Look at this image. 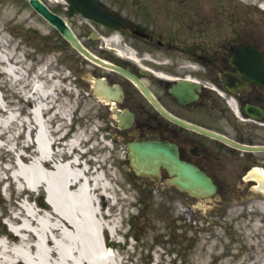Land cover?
Returning a JSON list of instances; mask_svg holds the SVG:
<instances>
[{
    "label": "flooded vegetation",
    "instance_id": "af4514ba",
    "mask_svg": "<svg viewBox=\"0 0 264 264\" xmlns=\"http://www.w3.org/2000/svg\"><path fill=\"white\" fill-rule=\"evenodd\" d=\"M103 8L124 24H90L98 33H117L138 58L115 59L98 48L96 34L77 32L83 45L121 68L96 64L92 73L91 87L102 93L113 138L124 148L142 139L173 144L215 191L196 196L170 188L185 196L186 207L214 210L207 217L220 219L212 226L227 238V258L264 264V26L192 42L186 30L164 33L159 21L134 22ZM61 11L70 20L79 16L69 4ZM165 177L174 174L160 168Z\"/></svg>",
    "mask_w": 264,
    "mask_h": 264
},
{
    "label": "rangeland",
    "instance_id": "374dc122",
    "mask_svg": "<svg viewBox=\"0 0 264 264\" xmlns=\"http://www.w3.org/2000/svg\"><path fill=\"white\" fill-rule=\"evenodd\" d=\"M44 1L52 7L55 0ZM103 1L110 5L120 3L125 9L129 8L128 4H122L127 3V0ZM162 1L164 11L158 3H155L158 7L155 5L146 7L154 14L160 13L155 18L157 20L159 18L166 25L162 28L169 29V32H175L173 27L179 26L178 23L188 26L186 31L191 32L192 42L214 38L208 37L196 28L199 23L198 17L202 24H208L210 27L217 24L218 27L226 28L222 31L223 34L230 31L227 29L229 27L264 24V13L255 9L240 12L235 0H225V11L221 12V15L218 13L219 9L213 10L211 6L209 11L204 10L203 4L208 0H200L202 4L198 0ZM189 6L193 8L191 13ZM184 18H188L189 22H185ZM1 52L4 53V64L0 63V66H5L11 71V74H6V71L0 69V91L3 92L8 107L15 112L19 111L23 103L27 102L22 92H30L31 82L34 80L40 90L48 89L52 92V103L55 105L50 109L60 106L66 115L63 118L55 117L54 124L61 123V130H68L67 137H77L76 139L80 141L78 146L86 150L82 152L84 154L82 158L94 164L90 165V169L100 170L104 166L107 176L114 177V173L119 175L123 183V193L127 197V207L122 221L127 232L117 234L120 238H125L126 242L123 246L117 245L116 251L123 257L125 263L239 264L226 258L227 238L222 236V231L216 226L210 225L220 221L219 218L211 220L213 222L207 227L205 220L208 219L203 220L201 215L196 217L198 212H204L203 209L190 213L181 210L184 209L183 204L177 205L176 196L167 185L161 183L155 185L151 181L141 182L129 168L128 161L123 163V151L109 140L108 135L101 130L102 120L96 118L105 111V108L100 107L98 99L85 94L84 88L81 87L86 81L79 76L89 72L92 67L82 63L84 67L79 71L65 49L59 46L58 36L53 27L48 25L42 16L37 15L25 0H0V54ZM66 64L74 65L76 71L70 72V67ZM12 67L17 68L19 72L13 73ZM3 134L0 137L2 142L8 137L5 132ZM67 137H59L58 141L67 140ZM3 145L0 148V169H3L5 160L12 163L15 157L7 145ZM18 145L14 142V147L17 148ZM29 149H32V146L26 148ZM78 152L81 153L79 150ZM61 158H66V154ZM113 179L116 182L115 177ZM115 185L118 186V182ZM36 192L28 188L17 190L11 184L4 195L0 188V236L8 235L9 239L13 238L10 236L4 216L10 217L8 210H17L21 199L26 198L25 202L28 201L30 206L37 208L40 206L36 201ZM179 213L184 214L182 220L177 218Z\"/></svg>",
    "mask_w": 264,
    "mask_h": 264
},
{
    "label": "bare ground",
    "instance_id": "6f19581e",
    "mask_svg": "<svg viewBox=\"0 0 264 264\" xmlns=\"http://www.w3.org/2000/svg\"><path fill=\"white\" fill-rule=\"evenodd\" d=\"M235 1L240 12L255 9L264 13V0ZM225 5V0H208L203 8L206 12L211 7L219 9L221 15ZM192 10L189 6V13ZM0 63L4 64L3 52ZM0 69L11 74L5 66ZM11 70L19 72L17 68ZM51 93L48 89L40 90L33 80L30 92L22 95L34 103L30 113L21 115L8 107L0 91V137L3 132L8 134L4 142L0 140V148L7 145L15 156L12 163L5 160L0 169V181H7L4 192L11 184L17 190L32 191L43 186L50 204L49 209L37 208L23 199L17 210H8V229L16 239L12 242L0 236V264H127L112 248L114 240L120 238L117 234L127 232L122 225L127 207L123 183L114 173L116 186L114 177L107 176L104 167L90 169L87 162L80 160L74 151L80 142L77 137L68 138L65 143L56 141L64 131L58 132L61 123H51L55 117L66 115L60 106H55L54 111L50 109L55 105ZM14 142L19 144L17 148ZM30 146L32 149L26 150ZM22 151H27L25 162ZM63 152L73 155L60 159Z\"/></svg>",
    "mask_w": 264,
    "mask_h": 264
},
{
    "label": "water",
    "instance_id": "95a60500",
    "mask_svg": "<svg viewBox=\"0 0 264 264\" xmlns=\"http://www.w3.org/2000/svg\"><path fill=\"white\" fill-rule=\"evenodd\" d=\"M71 3L74 4V6L79 10L82 14H85L88 17L95 18L100 20V22H105V20L108 18L107 15L100 11L98 8L97 2L95 0H70ZM29 3L42 15H44L50 23L55 25L61 35H64L72 45L76 46L79 51H81L83 54L90 56L85 48H83L75 35L72 34L70 28L68 25L65 24L64 20L61 19L58 15L53 14L50 12L47 7L42 4L39 0H29ZM130 155L132 164L138 168V171L140 172H147V173H153L154 170L151 169V166L156 165V163H161L165 166H170L177 171L178 177H176V180L181 187H186L188 182L186 179L189 176V178L192 179L193 186L196 185V183L193 181L197 178V173L190 168V166L185 162L180 161L176 157L175 151L171 148H169V145L165 143H159V142H144L142 143H134L129 145ZM184 178V179H183ZM186 178V179H185ZM202 183L205 185L207 181L205 178H202ZM189 185V184H188ZM39 202L41 205L45 206V201L40 197Z\"/></svg>",
    "mask_w": 264,
    "mask_h": 264
}]
</instances>
